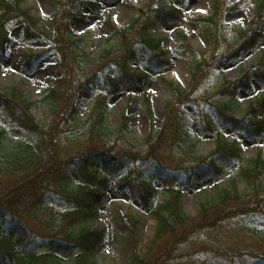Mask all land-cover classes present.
I'll return each instance as SVG.
<instances>
[{
	"label": "rangeland",
	"instance_id": "obj_1",
	"mask_svg": "<svg viewBox=\"0 0 264 264\" xmlns=\"http://www.w3.org/2000/svg\"><path fill=\"white\" fill-rule=\"evenodd\" d=\"M63 1L21 0V7L39 20L44 36L25 43V22H11L12 40L0 49V91L33 102L31 113L48 134L45 149L39 137L0 112V128L8 135L0 146L11 149L30 142L46 164L41 185L35 186L33 179H21L19 185L14 179L1 180L5 189L0 187V207L14 202L11 205L17 210L23 200L27 203L38 196L42 187L50 199L26 210L21 219L39 238L76 231L83 220L70 224L69 215L65 218L72 207L56 198L62 192L59 181L68 175L63 183L73 193L78 192L79 183L97 185L93 178L80 174L79 159L106 152L127 164L111 176L105 185L104 204L86 221L92 230L105 231L104 242L92 255L95 262L222 264L219 258H244L248 263L264 258V175L254 189L239 176L259 154L264 160V135L252 128L234 130L225 121L228 113L220 112L222 105H228L229 115L247 123L256 117L251 104L264 97V79H258L264 74V22L259 26L255 22L264 0H223L222 10L210 24L206 19L214 13L215 0H163L160 6L164 9H180V21L175 25L170 15L159 13L165 20L147 32L130 27L149 0H100L95 7L85 3L98 0ZM262 12L264 17V6ZM125 29L130 30L127 44L121 41L120 32ZM149 37L162 40L166 53L161 59L166 64L150 62L153 52L145 43ZM132 46L142 64L138 67L132 61L131 70L150 77L144 81L132 77L123 89L113 91L107 78L118 73L116 59ZM30 56L35 58L28 65ZM246 76L251 77L250 87L242 86L234 98L225 92L231 82ZM57 85V99H46ZM98 101L101 106L104 101L107 104L98 109ZM104 110V133L99 136L94 125ZM262 119L259 113L255 121ZM218 132L239 147L240 158L216 151ZM210 162L221 167L223 174L211 171L201 179L188 178L187 171L196 176L193 169L210 167ZM159 167L171 174L178 171L180 184L156 178ZM126 176L134 182L151 181L154 199L145 204L139 196H132ZM233 178L241 198L220 205L215 199L223 189H232ZM172 189H181L185 213L192 220L156 240L152 208L169 200ZM212 201L211 206H217L202 207ZM33 209L37 219L29 215ZM70 256L64 257L68 261Z\"/></svg>",
	"mask_w": 264,
	"mask_h": 264
},
{
	"label": "trees",
	"instance_id": "obj_2",
	"mask_svg": "<svg viewBox=\"0 0 264 264\" xmlns=\"http://www.w3.org/2000/svg\"><path fill=\"white\" fill-rule=\"evenodd\" d=\"M163 0H151L150 3L140 11V15L135 20L134 24L131 26H137L138 29H143L142 31L147 32L151 28L159 25V20H165V17L159 15V13H165L164 9L159 7V4ZM20 0L15 3H11L9 0H0V47L10 40V31L8 24L12 21L17 23H24L26 25V32L23 35V41H31L34 37H41L44 35L42 29L38 27V19L30 15L29 11L21 7ZM60 0V3H63ZM223 0H215V15L218 16L222 10ZM264 6V3L260 5V8ZM155 12L154 15L152 12ZM179 9L172 8L167 15L174 19V23L179 21L178 17ZM261 13V11H259ZM214 19V18H213ZM259 20L261 21V16L259 14ZM212 21V20H211ZM208 22V21H206ZM210 22V21H209ZM128 32L129 30H124L122 32V39L125 44L128 43ZM145 43L153 52V56L150 62L154 60L158 62L159 65L166 64L167 61H163L160 58L165 54V52L160 49L161 41L156 39L148 38ZM250 42V41H249ZM249 42L247 44H249ZM157 51V53L155 52ZM155 52V53H154ZM35 57L30 56L27 64H31ZM140 55L138 51L132 46L127 49L120 58L116 59L118 63L119 71L117 74L109 75L107 78V84L112 87L113 91H119L122 85L129 82L130 78L135 77L141 81L149 79L148 74L135 75L131 70L130 63L140 62ZM132 71V73H131ZM264 75V74H263ZM164 82L170 86L174 87L173 82L164 79ZM233 84V86H231ZM225 92L229 94H236L237 88L236 82L231 83ZM245 85H249V82H245ZM57 86L51 88L46 96V99L56 100L59 92ZM33 102L19 98L13 92L4 93L0 91V112L1 114L11 123L21 127L22 129L28 131L30 134L39 137L37 140L42 146H47V132L35 121L31 109ZM102 106H106L105 101ZM98 101L97 108L102 107ZM106 109V107H105ZM228 105H222L220 112L229 113ZM254 112L263 113L264 110V99L259 102V108H252ZM230 114V113H229ZM126 118V117H125ZM229 120V124H232L234 128L237 129H249L254 133L262 135L264 134V120L262 121H251L245 123L241 120H236L233 115L225 116V121ZM105 122V110L98 117V122L94 125V130L98 132L99 136L103 135ZM101 125V126H100ZM7 133L3 128H0V143L5 142ZM51 140V139H50ZM217 152L239 158L241 156L240 150L237 146L228 144L222 138L218 140ZM46 149V147H45ZM92 156V157H91ZM91 157V158H90ZM106 164L108 167H106ZM127 162L124 159H119L114 157L109 153H93L88 156L81 157L78 163V170L83 178H93L97 185L91 184L89 182L85 184H78L75 191L67 190V187L63 183L67 180L68 175H62L63 181H59L60 192H65L60 195H55L56 198H61L64 200L65 205H69L72 209H69L68 214L66 212V217L69 215L70 224H76L83 220L80 227L66 231L61 237H37L35 231L21 219V215L29 210L32 206H40L45 204L50 199L47 193H44L41 188L38 191V196H34L31 201H22V205L18 206L17 210H14L11 204H5V206L0 207V264H98L93 260V253L98 249L99 245L105 239V232L101 230H92L87 225V220L92 218L95 214V210L102 204H104V190L107 182L111 180V176L115 172H118L122 167H124ZM45 157L39 155L34 146L28 143H20L16 148L6 149L4 146H0V181L7 179L11 181L14 179L17 185H19L20 180L29 181L31 179L36 183L35 186L41 185L44 176L45 167ZM100 168H103V176H100L102 172ZM264 168V160L262 155L259 154L257 159L252 162L251 166L241 169L239 176L243 177L249 184L250 189L256 187V182L262 179ZM223 174L221 167L217 164L211 162L210 168H194V174L200 178L211 172ZM39 171L37 174L36 172ZM178 171H174L173 174L169 173L168 170L161 168L158 171L156 178L160 180L178 183L180 176L177 174ZM188 172V171H187ZM65 173V171L63 172ZM203 174V175H202ZM61 178V179H62ZM47 179V177H45ZM49 181V179H47ZM60 180V179H59ZM121 180V177L119 178ZM125 183L128 182V186H131L132 195L139 196L143 199L145 204H149L152 197V187L151 182L146 179H140L138 182H134L129 176L124 178ZM120 181V182H124ZM232 189H223L217 199L220 205H226L229 202L239 200L241 198L236 187L235 178L231 179ZM0 187H4L3 183ZM54 198V199H56ZM148 201V203H147ZM152 201V200H151ZM212 202L202 203V207L205 209L214 208L211 206ZM218 204V205H219ZM35 210H30L29 215L33 214L34 218L37 219L38 215L34 213ZM152 212L157 219V231L155 239H160L169 233L175 231V226L181 225L186 227L192 220L188 215H186L183 204H182V193L180 189H172L170 199L164 203H157L153 208ZM37 216V217H36ZM196 226V225H191ZM154 241V240H153ZM70 255L67 259L64 257ZM228 260L219 258L218 261H222V264H264V258L253 259L250 263L244 261V258L240 261L235 257H228ZM227 261V262H226Z\"/></svg>",
	"mask_w": 264,
	"mask_h": 264
},
{
	"label": "bare ground",
	"instance_id": "obj_3",
	"mask_svg": "<svg viewBox=\"0 0 264 264\" xmlns=\"http://www.w3.org/2000/svg\"><path fill=\"white\" fill-rule=\"evenodd\" d=\"M182 73H184V71H182Z\"/></svg>",
	"mask_w": 264,
	"mask_h": 264
}]
</instances>
